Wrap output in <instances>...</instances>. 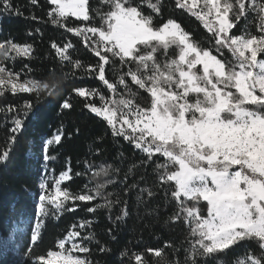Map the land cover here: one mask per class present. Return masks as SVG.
Returning a JSON list of instances; mask_svg holds the SVG:
<instances>
[{
    "label": "snow or ice",
    "instance_id": "obj_1",
    "mask_svg": "<svg viewBox=\"0 0 264 264\" xmlns=\"http://www.w3.org/2000/svg\"><path fill=\"white\" fill-rule=\"evenodd\" d=\"M31 2L36 4L37 0ZM49 3L53 6L48 12L51 24L82 37L84 47L98 59L85 64L72 58L71 42L60 46L53 41L51 48L59 62L71 71L61 77L53 75L49 81L27 78L28 73H23L26 78L22 79L23 70L16 72L5 64L21 57L30 59L34 46L5 40L0 42V97L9 92L13 96L35 94L39 103L43 97L55 95L65 80L82 83L90 77L99 81L110 95L99 88L81 86L73 87L72 92L106 123L113 137L122 138L143 154L138 163L129 166L125 180L133 169L154 165L165 199L175 201L176 210L169 222L182 221L189 229L183 264H226L222 255L242 242L255 243L259 254L246 250L238 264H264V0H175L176 8L201 22L210 34L209 42L214 41L212 48L203 47L172 18L157 25L163 0H101L108 10H96L98 25L89 0ZM145 5L150 12L144 11ZM12 10L11 0H0V12L11 14ZM16 13L20 14L19 9ZM250 14L259 34L247 29L234 34L238 23ZM225 49L230 58L225 57ZM117 65L120 74L110 80L109 66ZM24 67L31 72L29 65ZM35 107L31 100L22 107L0 106V113L11 114L7 145L0 148V165L8 163L18 134ZM60 107L70 109L72 103L65 99ZM60 141L61 135L54 134L43 142L45 161L54 159L48 155L49 148ZM85 163L86 172L92 170L93 177L118 171L112 165L95 170ZM70 172L69 166L58 177L45 175L39 184L35 223L23 253L31 264H94L89 245L99 241L94 232L85 234L91 220L73 224L57 239L55 249L33 254L48 219L76 211L77 201H102L87 207L88 213L101 208L111 212L123 204L117 221L129 214L127 202L118 195L113 200L114 194L105 192L113 181L97 182L94 187L89 186L90 181L85 191L73 194L62 187V182L71 179ZM137 188L140 201L145 194L149 201L154 196L153 188H140L137 182L126 186L124 192ZM164 246L171 245L166 241ZM99 251L108 249L101 245ZM147 252L162 257V249L149 248ZM131 258L134 264H150L143 253L133 252Z\"/></svg>",
    "mask_w": 264,
    "mask_h": 264
},
{
    "label": "trees",
    "instance_id": "obj_2",
    "mask_svg": "<svg viewBox=\"0 0 264 264\" xmlns=\"http://www.w3.org/2000/svg\"><path fill=\"white\" fill-rule=\"evenodd\" d=\"M12 13L0 12V42L11 39L16 43H29L34 46L31 58H17L15 61H7L5 66L16 72L28 73L27 78L41 81H49L52 76L61 77L63 73L70 72V66H62L56 52L51 48V42L55 41L63 46L71 42L74 50L70 49L73 59H80L83 63H95L94 57L83 44L82 37H76L66 33L62 28L51 24L48 12L53 7L49 0H37L32 4L31 0H11ZM91 15L95 23L99 24L96 10L101 12L108 10L101 0H89ZM16 9L20 14L17 15ZM146 13L151 10L144 6ZM32 16L38 19H31ZM172 18L197 40L203 47L212 48L213 42H209L210 34L204 29L200 21L190 16L185 10L175 6V0H163L162 13L156 17V24H162ZM69 20L75 18L69 17ZM74 26V25H70ZM36 29L40 31L37 32ZM247 29L252 34H259L255 27V17L249 15L242 19L234 29V34H240ZM29 32L32 35H29ZM213 54L218 55L213 49ZM224 55L230 58V53L224 50ZM27 64L31 72L24 67ZM120 74L119 65L116 68L109 66L108 78L115 80ZM99 88L106 95V88L97 80L85 77L81 83L79 80H65L60 90L52 96L43 97L39 103L35 94L21 93L13 96L10 92L0 97V106L16 105L22 107L26 100H31L34 108L23 126L22 133L18 134L17 143L6 165H0V264H31V261L23 255L27 250L30 237V227L35 223L34 210L38 203L40 192L39 184L45 175L59 176L62 171L71 168V179L62 182V187L69 189L73 194L85 191V184L94 187L97 182L113 181L105 188V192L117 195L127 202L129 214L117 221L123 204L114 206L111 212L106 208L98 209L94 213H88L87 207H92L101 200L79 205L74 212H63L57 217H50L43 229V239L34 249V255L46 253L48 249H55L57 239L62 238L73 224H79L81 220H91L92 225L87 231L95 233V240L91 248L90 259L94 264H134L131 258L133 252L144 254V258L150 264H175L179 261L183 264L188 247L189 229L184 223L169 222L168 218L176 210L175 201L169 203L165 199L164 191L159 187V182L154 173V165L147 169L135 168L125 180L129 166L138 163L143 154L135 150L132 145L122 138L113 137L110 128L95 114L84 107L82 98L77 97L73 87ZM146 95V94H144ZM68 99L72 103L70 109H62L60 105ZM95 101L99 103L98 97ZM10 113L6 116L0 113V148L7 145V138L11 127ZM54 134L61 135L59 144H53L49 148L48 155L54 157L45 161L41 146L43 142L52 138ZM99 170L101 165H112L108 176L93 177L92 170L86 172V162ZM85 173L77 176L76 173ZM143 181H140V177ZM133 182L139 183L140 188L150 187L154 190V196L149 201L145 194L144 201L138 200L139 188L124 192V188ZM72 202H69L71 206ZM13 209H15L13 211ZM9 233H11L9 237ZM171 246L165 247V242ZM106 246L108 251L100 252L99 247ZM162 249V257L150 254L147 249ZM246 250L259 254L255 243H241L233 246L222 259L226 264H237L245 257ZM127 251L128 255L121 257V252ZM208 264H214L209 261Z\"/></svg>",
    "mask_w": 264,
    "mask_h": 264
},
{
    "label": "rangeland",
    "instance_id": "obj_3",
    "mask_svg": "<svg viewBox=\"0 0 264 264\" xmlns=\"http://www.w3.org/2000/svg\"><path fill=\"white\" fill-rule=\"evenodd\" d=\"M237 264H238V262H237Z\"/></svg>",
    "mask_w": 264,
    "mask_h": 264
}]
</instances>
